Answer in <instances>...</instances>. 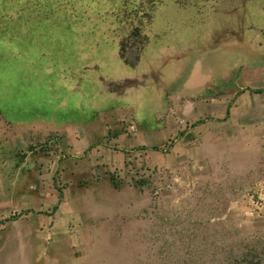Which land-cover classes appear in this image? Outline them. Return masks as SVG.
<instances>
[{"label": "rangeland", "instance_id": "obj_1", "mask_svg": "<svg viewBox=\"0 0 264 264\" xmlns=\"http://www.w3.org/2000/svg\"><path fill=\"white\" fill-rule=\"evenodd\" d=\"M122 2L0 0V264H264V212L253 203L264 54L247 40L252 23L264 27V0H164L153 11ZM94 38L109 44L96 56ZM196 68L207 81L229 76L190 106L187 137L170 138L166 110L152 159L111 169L91 156L104 143L86 145L95 129L83 125L108 128L109 85L154 73L120 112L124 125L149 122L162 79L181 87ZM85 71L96 100L70 91L84 89ZM80 151L89 153L75 169Z\"/></svg>", "mask_w": 264, "mask_h": 264}, {"label": "crops", "instance_id": "obj_2", "mask_svg": "<svg viewBox=\"0 0 264 264\" xmlns=\"http://www.w3.org/2000/svg\"><path fill=\"white\" fill-rule=\"evenodd\" d=\"M249 30L250 34L248 37L250 38V40L249 38H247V40L248 42H253L251 46L252 53H254L255 56H257L256 54L258 53L264 54V27L252 23L249 26ZM155 38H161V36H157ZM117 58H119V62L122 65L131 67V65L127 61H125L123 57H121L120 53L117 55ZM142 60H146L145 53L143 54V56L140 57V60L138 58L135 65H132V67H138ZM252 60L257 62L256 59L252 58ZM240 65H242V63H237L236 68L240 69ZM136 73V77L135 75H122L123 77L120 78V81L122 80L121 83L117 84L116 86L109 85V90L107 91V93L109 94V118L107 121V129L100 128V121L103 119H98L97 122L93 124L87 123L89 124V126L83 125V128L93 127V129H95L93 131L91 130V132L86 137V145L91 146L94 142L104 143L102 145L97 146V149L100 150H98V152L97 150L95 152L93 151L91 156H93V158L99 156L104 160H108L109 168L111 169V166L119 168L127 167V165H129V161L134 162L136 157H138L139 155H141V153L144 152L148 154V158H153V156L151 155V151H153V149H161L159 146L154 144L158 140H160V118L164 116L166 110H169L175 114L174 125L176 126V130L175 134L172 137L170 136V138L174 139V141L176 142H179L183 137H187V135L189 134V128L187 127V122L189 119L185 117V114L190 111V106H192L195 100L202 98L207 93L212 82L213 84L216 83L219 85H224L223 82H225L226 77L229 76L224 74L223 82H215L212 79L207 81L204 80L200 69L196 68L191 71L189 79L186 80L181 87L174 86L175 84L173 83L171 78L167 79L165 82V78L162 79L161 77L163 83H165V85L167 86V90L165 89L164 92L163 90H161V92L159 90H156V92L154 93L153 100L155 102L153 101V104H155V111L153 114L148 115L150 121L147 122V120L141 122L135 119L134 121H130L129 123H127V125H124L123 123H120V112L122 111V108L128 107L127 101L129 100H126V96L129 93V90L137 89V87L141 83L139 77L144 79L147 78V75L154 74H148L146 71ZM138 73L142 74L138 75ZM73 122L75 128H77L79 124H82V120L80 121L74 119ZM10 125L14 124L11 122ZM18 132L19 130L15 129L16 144L14 143V147H17L18 144ZM75 153L76 154L74 157H80V155H84V153H86L87 155L89 151H80ZM81 157L78 160L80 163H73L75 169L77 167H81L82 164L85 163L84 160L81 159ZM137 163L138 162H136L135 164ZM76 172L81 171L79 170ZM253 185V189L259 191L258 200H260L258 202L255 201L253 203L257 205L256 208L264 212V177L256 180Z\"/></svg>", "mask_w": 264, "mask_h": 264}, {"label": "trees", "instance_id": "obj_3", "mask_svg": "<svg viewBox=\"0 0 264 264\" xmlns=\"http://www.w3.org/2000/svg\"><path fill=\"white\" fill-rule=\"evenodd\" d=\"M122 1H133V0H120V3H121V6H125L127 3H124V2H122ZM139 2H141L140 4H142V5H149L150 7H151V10L153 11V10H155L156 9V7H158L159 5H161L162 3H163V1L164 0H138ZM144 3H146V4H144ZM160 35V34H159ZM153 38H155V35L153 36L152 35V38H150V39H153ZM94 47H93V49H92V51H91V54H93V55H98V53H100V52H102V51H104V49H105V47H107V46H109V44L108 43H106V42H101V43H99V41L97 40V39H95L94 38ZM105 62H107V61H105ZM104 65V68L106 67L105 66V63H103ZM106 69V68H105ZM103 73V74H102ZM84 73H82L81 75H82V79H81V81L83 82L82 84H83V90L82 89H79V90H70V91H76V92H78L79 93V95H81L82 97H85V98H87V99H91L92 97H93V99L94 100H96L97 99V96H98V91H100V88H98L97 86H95L94 87V85H93V81L90 79V78H92V77H94V76H92V75H87L86 74V71H85V74L83 75ZM90 74V73H89ZM95 74V73H94ZM105 75V77L106 76H108V75H106V74H109V71H107L105 74H104V72H103V70L102 69H100V68H98L97 69V73H96V75ZM85 76V77H84ZM101 80V79H100ZM84 84H87V87L89 88L90 87V92L89 93H93V95L92 96H89V93L87 92V90H86V88L87 87H85L84 86ZM18 119V118H17ZM17 119H16V121H17ZM20 120V119H19ZM10 121V123L12 122L13 123V120H9ZM59 121H61V120H59ZM64 121V120H63ZM111 182H112V184L115 186V188H118L117 187V184L115 183V181H113L112 179H111Z\"/></svg>", "mask_w": 264, "mask_h": 264}]
</instances>
